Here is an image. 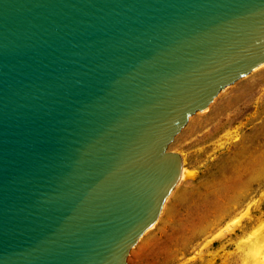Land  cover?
Masks as SVG:
<instances>
[{"label": "water", "instance_id": "95a60500", "mask_svg": "<svg viewBox=\"0 0 264 264\" xmlns=\"http://www.w3.org/2000/svg\"><path fill=\"white\" fill-rule=\"evenodd\" d=\"M264 65V0H0V264H127L189 118Z\"/></svg>", "mask_w": 264, "mask_h": 264}, {"label": "rangeland", "instance_id": "374dc122", "mask_svg": "<svg viewBox=\"0 0 264 264\" xmlns=\"http://www.w3.org/2000/svg\"><path fill=\"white\" fill-rule=\"evenodd\" d=\"M169 151L190 176L127 264H242L241 241L264 224V66L192 115Z\"/></svg>", "mask_w": 264, "mask_h": 264}, {"label": "bare ground", "instance_id": "6f19581e", "mask_svg": "<svg viewBox=\"0 0 264 264\" xmlns=\"http://www.w3.org/2000/svg\"><path fill=\"white\" fill-rule=\"evenodd\" d=\"M264 65L260 66L259 68L263 67ZM257 68V69H259ZM256 69V70H257ZM255 71V70H254ZM253 71V72H254ZM227 90V89H226ZM225 90V91H226ZM224 92V91H223ZM209 108V107H208ZM207 108V109H208ZM204 110V111H207ZM203 112V111H201ZM191 118V117H190ZM189 118V120H190ZM179 154V153H178ZM180 155V154H179ZM181 156V155H180ZM182 157V156H181ZM184 162H183V159H182V172H181V179L178 183V185L181 183V182H184L189 176H190V172L188 171V169L186 167H184ZM177 185V186H178ZM176 186V187H177ZM175 190V189H174ZM173 193V192H172ZM171 196V195H170ZM169 196V197H170ZM169 199V198H168ZM167 199V200H168ZM167 202V201H166ZM166 204V203H165ZM165 206V205H164ZM164 209V207H163ZM162 209V211H163ZM161 211V213H162ZM247 212V211H246ZM161 215V214H160ZM247 215V213H245L243 216H238L236 217V219L232 222V224H230L226 229L228 231H232L234 230L238 225L241 224V222L243 221V217ZM160 217V216H159ZM158 217V219H159ZM158 219H157V222H158ZM156 222V223H157ZM156 223L151 227L149 228L146 232H148L149 230H151L155 225ZM145 232V233H146ZM144 233V234H145ZM143 234V235H144ZM141 240V239H140ZM211 242V241H210ZM239 249L242 253V260H243V263L242 264H264V224H262L260 226V228L253 232L247 239H244L243 241H241L240 245H239Z\"/></svg>", "mask_w": 264, "mask_h": 264}]
</instances>
